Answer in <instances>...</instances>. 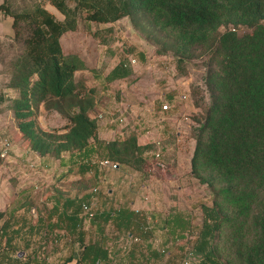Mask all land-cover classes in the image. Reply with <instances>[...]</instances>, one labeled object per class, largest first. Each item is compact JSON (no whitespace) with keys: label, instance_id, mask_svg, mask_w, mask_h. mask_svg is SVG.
<instances>
[{"label":"trees","instance_id":"obj_1","mask_svg":"<svg viewBox=\"0 0 264 264\" xmlns=\"http://www.w3.org/2000/svg\"><path fill=\"white\" fill-rule=\"evenodd\" d=\"M46 1L61 18L40 1L19 10L6 0L0 2V14L11 17L9 42L17 41L19 46L4 84L14 95L3 100L27 150L54 159L65 152L78 156L59 175L67 179L63 192L73 190V196L63 201L57 196L52 205L43 202L40 208L20 202L18 207L33 206L34 214L24 216L14 231L21 242L10 245L12 238L0 228L1 236L5 235L0 264L21 262L23 255L18 257L17 251L35 240L43 242L40 250L44 252L47 245L57 246L61 240L71 245L62 264H116L121 258L115 257L126 244L129 259L136 260L139 249L140 260L149 264L165 251L149 242L154 227L176 237L173 227L183 228L187 223L179 214H167L156 226L153 218L157 215L128 204L95 210L90 218L80 214L82 204H89L98 191V166L89 160L97 149L100 155L96 156L117 164L114 170L136 171L146 177L150 166L146 153L152 145L139 142L131 131L111 139L97 138L96 117L90 115L96 103L92 89L85 90L74 77L86 66L75 52L63 51L60 43L64 32L75 29L81 13L84 21L95 23L128 17L156 46V53L170 52L179 62L196 51L205 53L204 85L210 101L195 134L189 174L209 189L210 203L199 205L194 239L181 249L176 264H264V0ZM237 26L245 30L237 32ZM132 51L133 46L126 48L107 71L106 83L130 74L126 55ZM138 55L143 58L142 52ZM40 103L66 119L61 128L37 126L34 115ZM92 141L93 149L89 147ZM3 213L0 210V219ZM119 235L125 242L120 249L115 248ZM37 251L33 248L28 255L35 257Z\"/></svg>","mask_w":264,"mask_h":264},{"label":"rangeland","instance_id":"obj_2","mask_svg":"<svg viewBox=\"0 0 264 264\" xmlns=\"http://www.w3.org/2000/svg\"><path fill=\"white\" fill-rule=\"evenodd\" d=\"M6 1L15 10L30 7L40 1L56 17H62L46 0ZM68 4L72 6L73 2ZM227 26L231 27V25ZM223 28L220 27L219 30ZM243 30H245L243 26L236 27L237 32ZM143 35L128 17L124 16L107 23H95L84 21L81 13L76 18L75 29L64 32L60 37V43L63 51L75 52L86 66L85 69L76 71L74 77L82 81L85 90L92 89L96 103L90 115L96 117L97 138L111 139L131 131L137 135L139 142H152L150 151L146 153L150 165L149 175L146 177H142L138 172L109 170L98 166V176L105 182L103 181V186H100L99 194H93L90 198L93 209L99 211L110 206L116 207L118 204L130 205L129 201L133 200L136 210H144L147 215L149 213L157 215L153 218L156 226L163 216L179 214L187 223L183 228L173 227L176 237L169 236L164 229L154 227L149 239L153 248L165 250L158 259H150L149 264H176L181 249L192 243L194 239L200 223L199 205L210 203L209 189L199 184L189 174V160L195 134L210 101L204 85L207 58L202 51H196L193 57L179 62L170 52L156 53V46ZM129 46H133V51L126 55V59H129L130 74L106 83L105 74L118 62ZM18 52L17 41L0 42V114L6 126V140L9 142V147L11 144L23 146L15 123L10 119L11 111L4 107L6 101L3 100L6 95H14L4 87V84L8 78L11 61ZM138 52L143 53V58L139 57ZM34 121L39 128L49 130L61 128L66 119L57 111L46 109L40 103ZM23 148L25 149V146ZM8 150L0 160V164L6 160ZM65 153H62L64 158L67 157ZM99 153L97 149L89 160L92 162L100 159L96 156L100 155ZM46 160L47 166L56 163L51 157H47ZM28 161V165L32 166V162ZM19 166H10V169L4 172L0 168V178H3L4 188L5 184H8L5 190L8 194L14 190L19 195L16 196L12 191L11 198H6L7 208L15 206L16 209L12 216L5 212L0 219V228L4 230L6 236H11V244L21 242V239L9 230L13 226H20L24 216L26 218L33 216L34 209L30 204L41 207L43 203L41 199L44 198L43 189L47 186H45L47 182L39 180L41 174L28 175L27 172L22 174ZM91 173L92 171H89L87 175ZM121 173L125 175L123 181L119 180ZM130 178L132 181H129ZM143 184H146V187ZM33 185L36 187L34 188ZM10 186H13L12 190ZM109 186L116 194L115 200L105 197V188ZM131 186L132 192L126 191L125 196L120 195L121 190L125 191L124 189ZM24 188L28 191L22 195L21 190ZM23 201L30 204L25 208L18 207ZM49 203L47 202L45 206ZM30 207L31 213H29ZM108 230L111 231V228L109 227ZM112 233L116 234L113 231ZM4 236L0 234V243L4 241ZM120 236L115 239V248L119 249V244L124 243ZM33 243H36V240ZM70 246L64 240H61L57 246L47 245L45 261L62 264L71 249ZM128 247L129 245L126 244L125 249L117 253L115 258L119 257L121 260H116V264H145L144 259L140 260L139 249L135 250L137 259H129L125 254ZM10 251L8 249L7 253L10 254Z\"/></svg>","mask_w":264,"mask_h":264},{"label":"crops","instance_id":"obj_3","mask_svg":"<svg viewBox=\"0 0 264 264\" xmlns=\"http://www.w3.org/2000/svg\"><path fill=\"white\" fill-rule=\"evenodd\" d=\"M1 1L2 0H0V2ZM12 34H13V31H12V27H11V17L9 15L0 14V42L10 41ZM0 69H1V65H0ZM10 119H12L11 116H10ZM2 120H3V117H1V114H0V149L2 148L3 140L7 139L6 138V126L4 125ZM7 121H8V119H7ZM89 147H91L93 149L94 144L91 143L89 145ZM90 153L91 154L94 153L93 150ZM65 154L67 155V157L64 158L63 154H62L59 159H54L56 161V163L53 162L51 165L47 166V163H46L47 157L39 156L38 154H36L33 151L26 150V148L24 149L23 146H20V145L17 146L16 144H11L9 147L7 156L5 158L6 160H3V164H0V168H1L2 172H4L6 169H10L9 168L10 166L12 167L14 165L15 166L20 165L19 170H20V172H22V174H25V172H27L26 174H28V175H33L34 173L41 174L42 177H39V180H41L42 182L43 181L47 182V184H45V186L47 185L46 186L47 188L45 187L43 189L44 198L41 199L39 197V199H41L46 204H47V202H50L48 204V206H50V205H52L54 200L57 199V198L55 199V197H57V196L60 197L61 201L67 199L66 196H68V197L73 196V190H68V192H65V193L63 192L64 189L66 188L65 185L67 184V179H60L59 175L66 168L73 165L74 164L73 160L76 159V157H78V156L76 154H68V153H65ZM88 155H90V154H88ZM28 160H30V163L32 162V166L28 165V163H29ZM49 163L50 162H48V164ZM119 170L122 171V169H118V171ZM133 172L136 173V171H132V173ZM123 175L121 173V178L119 179L120 181H123ZM1 176H3V175L1 174ZM73 178H75V177H70L69 179H73ZM2 179L3 178L1 177L0 178V181H1L0 182V185H1L0 186V210H2L4 208L5 209L4 211L6 212V214L8 212V215H9V213L11 212V210H13L15 208V206H13L12 208L11 207L7 208V204L5 201H7L6 198H11L12 195H10V193H12V191H14V190H12L13 186H10V189L12 188L11 189L12 191L8 194V192L5 190L7 188L6 185L8 186V184L6 183L5 188H4V185H3L4 183H2L3 182ZM103 181H104L103 179L99 178V185L97 186L98 191H97V193H96V191H94L95 194H99V191H100L99 189L104 184ZM129 181H132V179L130 178ZM40 184H42V183H40ZM133 184H134V182L132 183V186H133ZM143 185H144V187H146V184H143ZM132 186L124 189L125 191L121 190L120 195L125 196L126 191L132 192L133 191ZM33 187L35 188L36 185H33ZM25 188L23 190H21L22 195H24L28 191ZM39 189H41V188H39ZM13 193L16 196H19L16 194V191H14ZM105 197L108 199L110 198L112 200L113 199L115 200L116 194H115V192L111 186L105 188ZM62 198H64V199H62ZM129 204H130L129 205L130 208L136 210V208L134 207L135 204H134L133 200H130ZM5 205H6V207H5ZM140 211L144 212V210H140ZM149 214H151V213H149ZM152 214H155V213H152ZM18 227L19 226H13V228L9 231L14 234V231L19 229ZM8 237H11V236H8ZM3 244H4V241H2L0 243V246ZM9 244L11 245V242H9ZM43 247H44V245H43L42 241H39L36 243H30L28 246H25V247L23 246L24 251H17L18 257L23 255L21 262H18L17 264H23L22 261L23 262L25 261L26 263H30V264L31 263L32 264H44L46 251L44 252V250H40V248L43 249ZM119 247L124 248L121 245V243L119 244ZM33 248L38 249L37 255L35 257L33 255H30V256L28 255L30 250ZM1 251H2V248H0V252Z\"/></svg>","mask_w":264,"mask_h":264},{"label":"built area","instance_id":"obj_4","mask_svg":"<svg viewBox=\"0 0 264 264\" xmlns=\"http://www.w3.org/2000/svg\"><path fill=\"white\" fill-rule=\"evenodd\" d=\"M8 148H9V142L7 140H4L2 142V148L0 149V158H3L5 156ZM90 163H96L97 166L101 168L109 169V170L117 169V164L115 162H112L104 158H100L92 162L90 161ZM94 211L95 209H93L91 202H90L89 204H82L80 214L85 215V218H90L93 216ZM132 241H137V238L133 237ZM95 264H99V262L97 261Z\"/></svg>","mask_w":264,"mask_h":264}]
</instances>
